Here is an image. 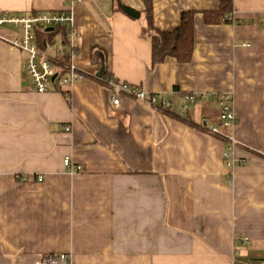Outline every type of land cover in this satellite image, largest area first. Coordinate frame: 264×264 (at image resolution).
I'll return each mask as SVG.
<instances>
[{
	"label": "crops",
	"instance_id": "1",
	"mask_svg": "<svg viewBox=\"0 0 264 264\" xmlns=\"http://www.w3.org/2000/svg\"><path fill=\"white\" fill-rule=\"evenodd\" d=\"M120 1L139 17L116 0L74 2L86 77L69 96L56 86L37 92L26 53L0 37V264H51L41 260L54 254L67 256L54 264H262L264 0H233V21L221 24H206L203 11L222 0H154L160 29L197 11L192 60L168 56L155 67L144 2ZM68 2L0 0V10L29 15ZM67 52L51 58L66 61ZM102 66L174 112L190 93H231L232 154L197 127L221 124L210 98L186 111L196 127L124 93L115 104L96 78Z\"/></svg>",
	"mask_w": 264,
	"mask_h": 264
},
{
	"label": "built area",
	"instance_id": "2",
	"mask_svg": "<svg viewBox=\"0 0 264 264\" xmlns=\"http://www.w3.org/2000/svg\"><path fill=\"white\" fill-rule=\"evenodd\" d=\"M82 0H69L66 7L57 11H43L32 13L29 15L15 14L9 11L0 10V37L8 42L13 47L19 48L26 53L25 69L28 77L33 82L37 92H47L53 86L64 91L69 96L68 90L71 86L79 81H82L86 74L76 63L80 56L79 48L76 44L75 17L72 10L74 2ZM5 26H14L19 29L18 32H9V36L2 34V28ZM49 27H64L66 30L65 38L62 43L57 44L47 43L45 49H41L37 39V29H47ZM68 49L66 61L56 62L47 53L57 52L58 55L64 54V49ZM55 79H53V77ZM111 89L114 90L113 102L119 103V93L127 94L139 101L146 102L149 105L156 106L161 104L163 107H171V104L157 94H149L138 85L129 84L126 82H110ZM210 98L214 102L215 107L219 111L221 125H213L210 131L213 134H224L223 129L232 131L237 122V115L233 105V97L231 93L205 94V93H190L186 95L185 102L182 106V111H187L189 107L197 103L201 99ZM66 130H70V126H66ZM231 140L229 150L226 151V158L232 152L234 139L230 132ZM65 166L70 168L71 173H77L82 169L81 165H76L70 157L64 158ZM231 163H228L230 165ZM38 181L43 177L39 175ZM42 263H66L67 256L65 254L47 255L42 258ZM264 264V262L262 263Z\"/></svg>",
	"mask_w": 264,
	"mask_h": 264
},
{
	"label": "trees",
	"instance_id": "3",
	"mask_svg": "<svg viewBox=\"0 0 264 264\" xmlns=\"http://www.w3.org/2000/svg\"><path fill=\"white\" fill-rule=\"evenodd\" d=\"M145 4L144 15L146 24L143 27V34L151 38L152 42V66L162 63L168 56L174 57L180 63H188L192 60L195 46V24L194 19L197 11L195 9L183 10L180 23L172 29H160L154 23V0H142ZM118 9L125 10L120 0H116ZM233 0H222L220 7L214 10L203 11L206 24L230 23L233 21ZM62 31L65 38V32L61 27H55L53 31L46 29H37V39L41 49H45L47 43H53L54 36ZM63 38V40H64ZM66 55H68L66 53ZM98 58V57H97ZM99 59V58H98ZM97 80L104 86L111 88L110 82H119L120 80L113 74L107 72L106 68L101 76H96ZM177 89V88H176ZM163 112L175 117L193 127L196 124L192 121L186 111L174 112L169 107L165 108L161 104L155 106ZM221 125V124H220ZM197 127L209 131L210 128L199 123ZM224 134H216L226 143L230 144V131L223 129Z\"/></svg>",
	"mask_w": 264,
	"mask_h": 264
},
{
	"label": "water",
	"instance_id": "4",
	"mask_svg": "<svg viewBox=\"0 0 264 264\" xmlns=\"http://www.w3.org/2000/svg\"><path fill=\"white\" fill-rule=\"evenodd\" d=\"M125 10H126L130 15H132L133 17H139V15H140V13H139L138 11H135V10L129 8V7H125ZM47 30H48V31H49V30L51 31V30H53V27H49V28H47ZM103 71H104V66H102L101 69L98 71V76H101L102 73H103ZM55 77H56V76H54L53 79H55Z\"/></svg>",
	"mask_w": 264,
	"mask_h": 264
},
{
	"label": "rangeland",
	"instance_id": "5",
	"mask_svg": "<svg viewBox=\"0 0 264 264\" xmlns=\"http://www.w3.org/2000/svg\"><path fill=\"white\" fill-rule=\"evenodd\" d=\"M3 30L9 31V32H18L20 31L19 29L15 28L14 26H5L2 28ZM60 37L58 38V42H60ZM49 56H53V53H47Z\"/></svg>",
	"mask_w": 264,
	"mask_h": 264
}]
</instances>
